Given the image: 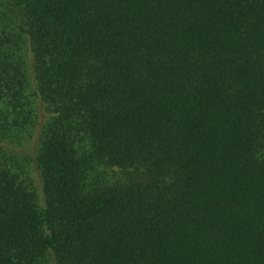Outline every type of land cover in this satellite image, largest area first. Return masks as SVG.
I'll return each instance as SVG.
<instances>
[{
  "label": "trees",
  "instance_id": "obj_1",
  "mask_svg": "<svg viewBox=\"0 0 264 264\" xmlns=\"http://www.w3.org/2000/svg\"><path fill=\"white\" fill-rule=\"evenodd\" d=\"M49 255L264 264V0H0V264Z\"/></svg>",
  "mask_w": 264,
  "mask_h": 264
},
{
  "label": "rangeland",
  "instance_id": "obj_2",
  "mask_svg": "<svg viewBox=\"0 0 264 264\" xmlns=\"http://www.w3.org/2000/svg\"><path fill=\"white\" fill-rule=\"evenodd\" d=\"M28 60H30L31 58V53L28 52ZM43 104H41V101L40 100H37V103H36V106L38 107V110H37V114H38V120H37V126H36V129L34 130L33 132V135L32 137L24 144V147H25V150L27 152V154L33 156L34 155V149H35V145H36V132L38 131L39 129V126L40 124L42 123V120L45 118V112H44V109L42 108ZM33 169H32V177L35 179V184L36 186L40 185V176H39V173L37 172L36 168H35V165L32 166ZM109 176L111 177H114V178H117V177H120L122 176V173L119 169H115L114 171H110L109 172ZM39 204L42 206L43 204V200H42V197H39ZM47 261H48V264H52V257L49 255L47 257Z\"/></svg>",
  "mask_w": 264,
  "mask_h": 264
}]
</instances>
